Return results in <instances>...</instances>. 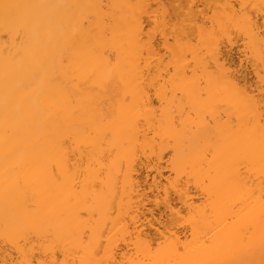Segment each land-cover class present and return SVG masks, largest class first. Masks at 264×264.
<instances>
[{
	"label": "bare ground",
	"instance_id": "obj_1",
	"mask_svg": "<svg viewBox=\"0 0 264 264\" xmlns=\"http://www.w3.org/2000/svg\"><path fill=\"white\" fill-rule=\"evenodd\" d=\"M0 264H264V0H0Z\"/></svg>",
	"mask_w": 264,
	"mask_h": 264
}]
</instances>
